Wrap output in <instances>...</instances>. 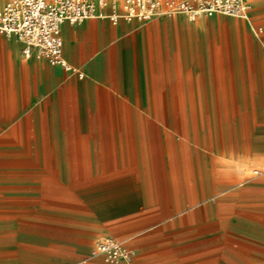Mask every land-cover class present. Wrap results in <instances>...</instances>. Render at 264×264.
Listing matches in <instances>:
<instances>
[{"label":"crops","instance_id":"0c3cea01","mask_svg":"<svg viewBox=\"0 0 264 264\" xmlns=\"http://www.w3.org/2000/svg\"><path fill=\"white\" fill-rule=\"evenodd\" d=\"M248 1L256 38L183 14L65 22L71 70L0 33V206L33 208L7 221L49 223L63 264H264V169L248 173L264 159V0ZM202 40L225 73L202 74ZM108 237L130 263L91 256Z\"/></svg>","mask_w":264,"mask_h":264},{"label":"built area","instance_id":"2783aa9c","mask_svg":"<svg viewBox=\"0 0 264 264\" xmlns=\"http://www.w3.org/2000/svg\"><path fill=\"white\" fill-rule=\"evenodd\" d=\"M250 10L248 0H7L0 8V33L17 37L26 58L35 56L71 70L63 56L65 22L80 24L90 18L144 22L178 14L191 20L215 14L250 19ZM134 255V249L109 237L99 239L91 251V256L111 263H130Z\"/></svg>","mask_w":264,"mask_h":264},{"label":"rangeland","instance_id":"374dc122","mask_svg":"<svg viewBox=\"0 0 264 264\" xmlns=\"http://www.w3.org/2000/svg\"><path fill=\"white\" fill-rule=\"evenodd\" d=\"M5 0L0 2V8L2 7ZM201 18V28L202 33L208 35V25L211 24L216 28L217 34H224L226 29L232 28L234 38L238 35L240 36V31L235 29V24H242V27L247 30L249 29L245 20L237 17L227 16V15H216L211 18L207 17H197L191 21H198ZM250 30V29H249ZM250 33L256 38L253 32ZM224 37V36H222ZM232 47V63L228 62L227 66H232L233 73L239 69V56H240V46L234 41ZM214 49L208 46L205 40L201 43V72H209L211 75H219L221 72L225 73V55L220 52L215 53ZM227 59H230L229 57ZM208 70V71H206ZM224 79L213 77L211 83L214 88H220ZM224 86L227 88H235L240 85V80L236 78L228 79L224 82ZM208 115L211 113L215 115L217 119L225 118L226 114L231 113L230 111H214V112H202ZM235 113V111H233ZM261 168L264 169V159L256 160L251 162L248 167L249 175L252 173L253 169ZM17 210H32L31 207H1L0 206V264H37L38 261L46 262L47 260H52L53 264H63L66 260L71 258L69 254L64 253L65 247L62 244L50 243L48 239V226L47 222H34V221H24V222H13L7 221L11 219L8 213ZM25 219H32V216L25 215L22 216ZM62 252V253H61ZM46 264H48L46 262Z\"/></svg>","mask_w":264,"mask_h":264}]
</instances>
